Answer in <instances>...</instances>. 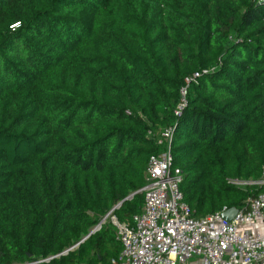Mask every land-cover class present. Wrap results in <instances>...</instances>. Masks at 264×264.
<instances>
[{
	"label": "trees",
	"instance_id": "16d2710c",
	"mask_svg": "<svg viewBox=\"0 0 264 264\" xmlns=\"http://www.w3.org/2000/svg\"><path fill=\"white\" fill-rule=\"evenodd\" d=\"M167 127L192 217L264 194L233 184L264 181V0H0V264L117 258L80 241L140 213Z\"/></svg>",
	"mask_w": 264,
	"mask_h": 264
},
{
	"label": "built area",
	"instance_id": "2783aa9c",
	"mask_svg": "<svg viewBox=\"0 0 264 264\" xmlns=\"http://www.w3.org/2000/svg\"><path fill=\"white\" fill-rule=\"evenodd\" d=\"M199 77L195 73L184 79L174 117L186 107L187 89ZM173 139L174 128L160 131L157 145L161 150L148 160L145 185L140 189L143 205L132 223H119L111 211L94 227L95 233L110 219L115 228L121 252L109 264H187L193 260L198 264H264V233L254 234L248 228L264 215V194L248 199L230 222L222 219L225 207L203 218L192 217L180 191L185 175L174 166Z\"/></svg>",
	"mask_w": 264,
	"mask_h": 264
},
{
	"label": "water",
	"instance_id": "95a60500",
	"mask_svg": "<svg viewBox=\"0 0 264 264\" xmlns=\"http://www.w3.org/2000/svg\"><path fill=\"white\" fill-rule=\"evenodd\" d=\"M131 197H132V195L131 196H129V197H127V199L126 200H129V199H131ZM236 213H237V209H235V208H230V209H228L226 212H224V213H222V219L224 220V221H226V222H230L232 219H233V217L236 215ZM94 233V231H91L84 239H82L81 241H80V243L81 242H83L84 240H86L89 236H91L92 234ZM67 252H69V251H65L64 253H62V255H64V254H66Z\"/></svg>",
	"mask_w": 264,
	"mask_h": 264
},
{
	"label": "crops",
	"instance_id": "0c3cea01",
	"mask_svg": "<svg viewBox=\"0 0 264 264\" xmlns=\"http://www.w3.org/2000/svg\"><path fill=\"white\" fill-rule=\"evenodd\" d=\"M249 230L256 234V233H264V215L262 217V219L256 221L254 224L250 225ZM187 264H198V261H190Z\"/></svg>",
	"mask_w": 264,
	"mask_h": 264
},
{
	"label": "rangeland",
	"instance_id": "374dc122",
	"mask_svg": "<svg viewBox=\"0 0 264 264\" xmlns=\"http://www.w3.org/2000/svg\"><path fill=\"white\" fill-rule=\"evenodd\" d=\"M235 186L244 189V188L247 186V183H244V182H241V183H240V182H239V184H238V185H235ZM105 225H107L110 229H112L113 231H115V228H114V226L112 225L110 219H108V220L106 221ZM95 226H96V225H95ZM95 226H93V227L89 230V233H90L91 231H93V229H94ZM49 258H50V257H49Z\"/></svg>",
	"mask_w": 264,
	"mask_h": 264
}]
</instances>
